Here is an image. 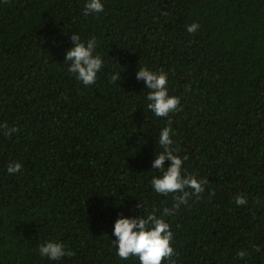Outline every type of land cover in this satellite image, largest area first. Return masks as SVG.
<instances>
[{
    "label": "trees",
    "instance_id": "obj_1",
    "mask_svg": "<svg viewBox=\"0 0 264 264\" xmlns=\"http://www.w3.org/2000/svg\"><path fill=\"white\" fill-rule=\"evenodd\" d=\"M86 2L0 0V125L18 129L0 132V264H140L116 255L113 226L150 214L175 264H264V0H101L84 15ZM71 34L95 38L93 85L68 71ZM142 67L167 73L182 111L148 110ZM169 120L181 174L208 182L162 216L179 195L151 185ZM49 241L74 255L42 257Z\"/></svg>",
    "mask_w": 264,
    "mask_h": 264
},
{
    "label": "clouds",
    "instance_id": "obj_2",
    "mask_svg": "<svg viewBox=\"0 0 264 264\" xmlns=\"http://www.w3.org/2000/svg\"><path fill=\"white\" fill-rule=\"evenodd\" d=\"M5 3L8 0H4ZM104 6L101 0H87L84 5V15L92 13H101ZM199 29V25L193 23L187 26L188 33H195ZM70 40L72 47L65 53L64 61H70L68 71L75 74L77 80L83 85H93L96 83L97 73L103 66L102 59L99 55H93L96 47L95 38H90L86 42H82L79 35L71 34ZM120 73L111 77L112 81L120 80ZM136 80H143L148 89L146 100L149 102L147 108L153 112L156 117H168L169 113L182 111L180 98L177 96H169L168 94V75L163 70L154 72L146 67H142L135 73ZM171 121L169 126L164 127L159 134V144L163 149L152 160V168L162 171L159 178L154 177L151 181L153 190L160 195H173L175 203L171 208H165L162 216H170L181 206L188 203L190 196L203 193L204 184L207 180H198L195 176H187L181 174V168L187 156L183 158L175 155L178 149L173 148ZM18 129L15 127L9 129L6 124L0 125V132L10 136ZM169 161L170 166L165 170L164 162ZM21 170V164L16 162L8 165L7 172L16 174ZM191 190V191H189ZM214 194V193H213ZM237 206H243L247 203V199L238 195L235 198ZM116 240V255L126 260L130 256L138 257L140 264H161L162 260L169 259L175 255L174 249L170 246L173 239V233L170 225L161 217L150 214L146 218L136 217L134 219L120 218L115 221L113 233ZM42 257L49 260L57 261L64 256L71 257L74 255L71 251H66L65 246L59 242L49 241L42 244L39 249ZM246 253L239 251L237 256L244 258ZM171 264H175L171 260Z\"/></svg>",
    "mask_w": 264,
    "mask_h": 264
}]
</instances>
